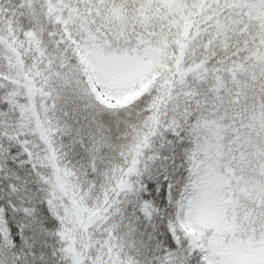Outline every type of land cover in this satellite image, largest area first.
I'll return each instance as SVG.
<instances>
[{"label":"snow or ice","instance_id":"1","mask_svg":"<svg viewBox=\"0 0 264 264\" xmlns=\"http://www.w3.org/2000/svg\"><path fill=\"white\" fill-rule=\"evenodd\" d=\"M0 264H264V0H0Z\"/></svg>","mask_w":264,"mask_h":264}]
</instances>
